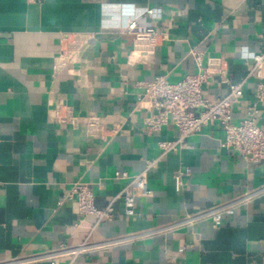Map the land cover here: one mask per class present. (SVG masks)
I'll use <instances>...</instances> for the list:
<instances>
[{
    "label": "crops",
    "instance_id": "1",
    "mask_svg": "<svg viewBox=\"0 0 264 264\" xmlns=\"http://www.w3.org/2000/svg\"><path fill=\"white\" fill-rule=\"evenodd\" d=\"M146 9L160 10V19ZM132 20L139 31L155 26L167 38L149 54L132 55ZM63 35L81 46L56 70ZM192 49L205 61H224L242 82L264 53V0H0V264H65V255L42 256L83 243L95 224L80 220L66 198L73 185H88L104 210L128 183L116 173L135 176L154 162L146 174L150 196L136 201L133 217L117 198L111 218L92 234L111 245L79 264H264V161L251 165L224 149L216 126L164 156L159 144L176 141L177 128L146 133L153 111L142 104L139 83L196 74ZM254 83L235 106V123L254 103ZM227 93L218 79L204 87L211 101ZM258 109L264 129V103ZM57 112L75 121L57 122ZM247 194L252 198L238 203ZM222 207L219 228L211 219L184 222ZM131 235L138 238L119 241Z\"/></svg>",
    "mask_w": 264,
    "mask_h": 264
},
{
    "label": "built area",
    "instance_id": "2",
    "mask_svg": "<svg viewBox=\"0 0 264 264\" xmlns=\"http://www.w3.org/2000/svg\"><path fill=\"white\" fill-rule=\"evenodd\" d=\"M30 3H43L47 0H28ZM148 18L158 20L161 11L156 9H146ZM126 33L134 35V50L132 55L149 54L160 45L167 37L159 32L157 27H147L139 31V24L132 20L128 23ZM81 42L72 35H63L61 38L60 53L55 62V69H63L73 61L74 55L78 52ZM198 72L194 75H187L177 83H171L165 76L139 83L144 90L142 104L153 111L152 118L146 122L145 130L147 134L160 132L164 127L174 125L179 136L176 141H162L159 144L161 156L177 152L179 147L191 136L199 133L204 127L216 126L224 133L222 147L227 150L237 152L246 162L257 165L264 161V129L258 127L256 120L259 115L258 106L264 103V53L254 57V61L242 82H235L231 71L222 60L205 61L202 51L192 49L190 52ZM215 79L225 83L228 93L223 98L211 101L204 97V87ZM254 83V103L248 108L247 116L238 123L234 122L235 106L246 94L248 83ZM55 120L57 122H73L75 119L62 117L57 112ZM91 132L97 133L100 128L97 121L89 123ZM149 163L142 173L129 176L127 173H116V179H126V187L120 192L117 198L123 200L124 211L127 217L136 215V201L139 198L148 197L151 191L146 183V174L154 166ZM188 174V173H187ZM183 173L179 172L174 176L176 189L180 191L183 187ZM73 200L77 207L80 220L95 218L91 234L83 243L68 250H59L42 256L49 260H54L60 256H66L65 264H79L78 259L92 251L109 247L110 243H96L92 240V234L99 224L111 218L114 211L113 199L104 210H99L95 206V198L88 185L75 183L66 196ZM252 195H244L238 203L247 202ZM62 201L60 202V205ZM225 207L212 208L195 215H190L184 221L193 223L211 219L214 228L222 226V213ZM138 238L131 235L121 241H132ZM113 244V243H112ZM37 257L36 259H40ZM35 260V259H34ZM24 261L13 260L5 264H19Z\"/></svg>",
    "mask_w": 264,
    "mask_h": 264
}]
</instances>
